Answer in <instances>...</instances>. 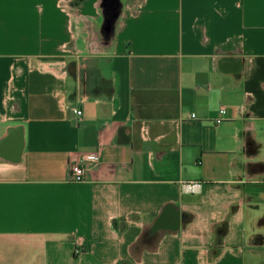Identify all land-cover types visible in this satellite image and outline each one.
<instances>
[{
    "label": "crops",
    "instance_id": "crops-1",
    "mask_svg": "<svg viewBox=\"0 0 264 264\" xmlns=\"http://www.w3.org/2000/svg\"><path fill=\"white\" fill-rule=\"evenodd\" d=\"M0 264H264V0H0Z\"/></svg>",
    "mask_w": 264,
    "mask_h": 264
},
{
    "label": "built area",
    "instance_id": "built-area-1",
    "mask_svg": "<svg viewBox=\"0 0 264 264\" xmlns=\"http://www.w3.org/2000/svg\"><path fill=\"white\" fill-rule=\"evenodd\" d=\"M221 115H225V109L220 110ZM74 114L77 117L83 115L81 109H75ZM224 117L218 119L216 122L221 123ZM99 154L95 152L85 153L78 156V158L69 164L70 180L74 183L85 182L89 174L93 172L98 166ZM203 183L201 181H190L182 184V190L187 194H198L201 191ZM84 245L81 241L76 243L75 254L79 255L83 252Z\"/></svg>",
    "mask_w": 264,
    "mask_h": 264
},
{
    "label": "rangeland",
    "instance_id": "rangeland-1",
    "mask_svg": "<svg viewBox=\"0 0 264 264\" xmlns=\"http://www.w3.org/2000/svg\"><path fill=\"white\" fill-rule=\"evenodd\" d=\"M93 31L95 32V34L93 33ZM108 31V32H107ZM107 31H105L103 28H102V30H101V33H98V37H104L105 39H107V36L106 35H108L110 32V30L108 29ZM90 32V33H89ZM107 32V33H106ZM83 34L86 36V37H88V40H89V43H93L94 41H96V39H97V37H96V31H95V28H93V27H89V28H85V30L83 31ZM93 34V35H92ZM99 34H100V36H99ZM93 37H94V39H93ZM99 40H102V39H97V42L99 41ZM100 42V41H99ZM94 45H96V43L94 44ZM83 47H84V44H83ZM70 51V53L71 54H73L74 56H77V54L78 53H76V51H74V50H72V49H70L69 50Z\"/></svg>",
    "mask_w": 264,
    "mask_h": 264
}]
</instances>
